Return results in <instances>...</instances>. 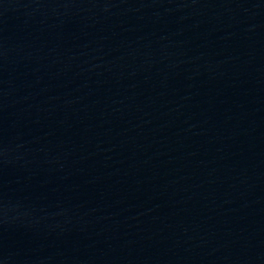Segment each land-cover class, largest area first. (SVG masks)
<instances>
[{
	"label": "water",
	"instance_id": "water-1",
	"mask_svg": "<svg viewBox=\"0 0 264 264\" xmlns=\"http://www.w3.org/2000/svg\"><path fill=\"white\" fill-rule=\"evenodd\" d=\"M0 264H264V0H0Z\"/></svg>",
	"mask_w": 264,
	"mask_h": 264
}]
</instances>
